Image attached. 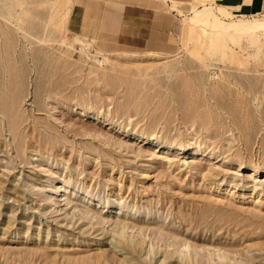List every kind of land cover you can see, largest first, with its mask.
Here are the masks:
<instances>
[{
	"label": "rangeland",
	"instance_id": "1",
	"mask_svg": "<svg viewBox=\"0 0 264 264\" xmlns=\"http://www.w3.org/2000/svg\"><path fill=\"white\" fill-rule=\"evenodd\" d=\"M208 1L185 31L203 0L94 1L102 40L67 0H0V264H180L174 239L264 264V14Z\"/></svg>",
	"mask_w": 264,
	"mask_h": 264
},
{
	"label": "bare ground",
	"instance_id": "2",
	"mask_svg": "<svg viewBox=\"0 0 264 264\" xmlns=\"http://www.w3.org/2000/svg\"><path fill=\"white\" fill-rule=\"evenodd\" d=\"M61 1V0H60ZM166 2V1H165ZM165 4V3H164ZM67 5H68V7H67V9H64V10H66V12H65V15H64V17H67L66 18V20L67 19H71V16H72V12H73V10H74V8H75V6H76V0H67ZM10 6V5H9ZM10 8H11V6H10ZM164 10V12L165 13H168L169 14V12H170V14L171 13H173L174 12V8L173 7H170L169 5H167V4H165L164 5V8H163ZM202 10V11H201ZM169 11V12H168ZM64 12V11H63ZM7 13V12H6ZM11 14V13H10ZM8 15H9V13H8ZM214 15H215V8H214V5L211 3H209V1L208 0H203V2H201V8L200 9H198V11H197V15H196V17H192L191 19H189V20H186L185 21V23L183 24V27H182V30H186V29H189L188 27H189V25H190V23L191 22H194V25H199V24H201V23H203L205 20H210V19H212L213 17H214ZM62 16V15H61ZM227 16H229V14L227 15ZM12 17V16H11ZM10 17V18H11ZM5 18H6V16H5ZM10 18H9V20H10ZM12 19V18H11ZM262 19H264V16L262 17ZM65 20V21H66ZM64 21V23L66 24V22ZM69 22V21H68ZM254 22L255 23H264V20L263 21H258V20H255L254 19ZM235 23V22H234ZM234 23H230L229 24V27H231ZM240 23L241 24H243V25H245V24H247V23H252V22H250L249 20L248 21H240ZM19 27V26H18ZM59 27V26H58ZM241 27V26H240ZM239 26H237V27H234V28H232L233 30H237V29H239L240 28ZM68 32H70L69 30H68ZM193 32V31H192ZM71 33V32H70ZM74 36V38H79L78 37V35H73ZM82 40H84V41H87V38H84V37H80ZM48 40V39H47ZM92 41H94V40H92ZM46 43V42H45ZM97 44H98V42H97ZM85 46H87V43L85 44ZM84 53V52H83ZM86 53V52H85ZM85 55H87V58H88V60H91V61H94V62H97V63H99L101 66L102 65H105L106 63H105V61L102 59L101 60V58L99 57V55L98 56H94V55H92V54H90V51H88V53L87 54H85ZM233 55V54H232ZM223 57V56H222ZM234 57V56H233ZM232 57V58H233ZM208 60V59H207ZM7 82H9V80L7 81ZM12 82V81H11ZM10 84V83H9ZM87 210H89L88 208H86ZM84 210V209H83ZM81 211L79 214H80V216L79 217H81V220H84V219H87L88 220V218L92 221L93 219H95V218H93V215H91L90 213H89V211ZM79 211V210H78ZM74 214V213H73ZM75 216V215H74ZM73 216V217H74ZM100 217V216H99ZM102 217V216H101ZM97 222H98V224L99 225H104L105 226V224H108V222L105 220V218L104 219H101V218H97ZM114 224V223H113ZM112 223L110 224V227L112 228V226H114L113 227V229H114V235H113V237H114V239L116 240V245H115V247H114V252L116 251V250H121L122 252H124V251H129L131 254H137V255H139L138 253H140V252H143L144 251V245L146 244L145 243V241L144 240H146L145 238H144V235L142 234V236H143V238H141L140 240L138 239L139 237L138 236H141V233H143V232H140V231H138L134 226V228H131L130 226L131 225H129V226H127V225H123L122 223L121 224H114L113 225ZM108 228V227H107ZM139 229V228H138ZM109 230V229H108ZM129 230H131V233L133 234V236H135L136 235V237H138L137 239H135V240H128L127 238H126V234H128V231ZM139 230H141L142 231V229H139ZM153 231V230H152ZM162 233V232H161ZM105 234V233H104ZM137 234H138V236H137ZM130 235V234H129ZM170 236V235H169ZM161 237H162V235H161ZM131 238H133V237H131ZM144 239V240H143ZM137 240V241H136ZM164 240V242H165V240L166 239H163ZM168 241V240H167ZM175 239H174V242H173V244H168L166 247H167V249L169 248V249H173V250H170V251H167V252H164V253H166V257H165V259H164V261H165V263L168 261V260H171V259H173L176 255H178L179 257H180V264H203L204 263V258L205 257H207V256H209V257H207L208 258V264L209 263H212V264H224L225 262H229V263H238L239 264V260L237 259V261H236V258L234 259V258H232V254H230L231 256H229L227 253H225L223 250H220V249H216V248H210V247H205V246H197V245H194V244H191L190 242H187V241H181V242H178L179 240H177V243H175ZM147 242V241H146ZM152 242H157L156 240H154V241H152ZM163 242V241H162ZM171 242H172V240H171ZM149 243V242H148ZM158 243V242H157ZM160 243V242H159ZM150 244V246L148 245V247H151L152 249V254L156 257V255H158L159 253H158V251H159V247H157V246H154V244L151 246V243H149ZM165 244V243H164ZM156 245V244H155ZM164 246V245H163ZM113 250V249H112ZM113 252V255L115 254ZM199 252L201 253V252H203V253H205V254H207V256L205 255L204 257H201L200 255H199ZM112 253V252H111ZM117 253V252H116ZM119 253V252H118ZM122 254V253H121ZM31 256V255H30ZM115 256V255H114ZM203 256V255H202ZM234 256V255H233ZM107 256L106 255H104V258H106ZM113 257V256H112ZM138 257V256H137ZM142 257V256H141ZM144 257V256H143ZM27 258H30V257H27ZM35 258V257H34ZM131 258H133V255L131 256ZM134 258H135V256H134ZM206 258V259H207ZM91 259V258H90ZM128 259V258H127ZM23 260V259H22ZM34 260V259H33ZM84 260V259H83ZM98 260V261H97ZM126 260V259H125ZM143 260V259H142ZM156 260V259H155ZM80 261H81V259H80ZM94 260H92L91 262H93ZM98 263H97V262ZM127 262L129 261V260H126ZM133 261V260H132ZM137 261V260H136ZM79 262V261H78ZM95 262H96V264H99V262H101L99 259H96L95 260ZM115 262V261H114ZM150 262H151V260H150ZM155 262V261H154ZM153 262V263H154ZM205 262H206V260H205ZM241 262V261H240ZM27 263V262H26ZM30 263V262H29ZM69 263V262H68ZM80 263V262H79ZM86 264L87 263V260H86V262H85V260L83 261V264ZM90 263V262H89ZM137 263H140V261L139 262H137ZM207 263V262H206ZM234 263V264H235ZM242 264L244 263V262H241ZM240 263V264H241ZM252 263V262H251ZM71 264V263H70ZM76 264V263H75ZM78 264V263H77ZM93 264V263H92ZM106 264V263H105ZM107 264H108V262H107ZM134 264H136V263H134ZM151 264V263H150ZM158 264V263H157ZM226 264V263H225Z\"/></svg>",
	"mask_w": 264,
	"mask_h": 264
},
{
	"label": "crops",
	"instance_id": "3",
	"mask_svg": "<svg viewBox=\"0 0 264 264\" xmlns=\"http://www.w3.org/2000/svg\"><path fill=\"white\" fill-rule=\"evenodd\" d=\"M94 1H99V0H76V6H75L74 10H76V11L78 10V12H80V17L78 19L77 27L80 28V30H81V29H83V26L86 25V31H87L88 35H90L92 38L95 37L96 39L105 40L103 38L104 35H106V33L104 31V28H101L98 31L97 30L96 31H89V28H90L91 24L94 23V22H92L94 19L91 20L90 15L88 13H89V7L91 5H94V4L97 3V2H94ZM104 1L107 2V1H110V0H104ZM231 1H233V0H229L228 2H231ZM237 1L240 2V0H237ZM146 8H148V7H146ZM253 8H254L255 11H257V12H259L261 14H264V0H255V4H254ZM148 9L153 10L154 12H156V10H154V9H151V8H148ZM242 10L243 11H247L248 7L246 5H243L242 6ZM161 14L165 15L166 20H168V18H169L168 16L170 14L165 13L164 11ZM72 15H73V12H72ZM114 32L115 31L113 29L112 30L110 29L109 33H114Z\"/></svg>",
	"mask_w": 264,
	"mask_h": 264
}]
</instances>
